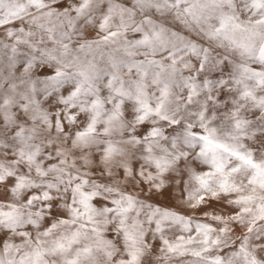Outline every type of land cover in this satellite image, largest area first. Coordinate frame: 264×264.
Returning a JSON list of instances; mask_svg holds the SVG:
<instances>
[{"label":"snow or ice","instance_id":"1","mask_svg":"<svg viewBox=\"0 0 264 264\" xmlns=\"http://www.w3.org/2000/svg\"><path fill=\"white\" fill-rule=\"evenodd\" d=\"M0 264H264V0H0Z\"/></svg>","mask_w":264,"mask_h":264}]
</instances>
